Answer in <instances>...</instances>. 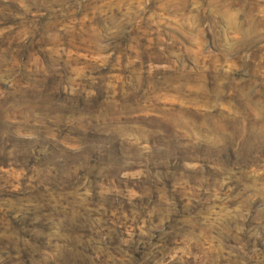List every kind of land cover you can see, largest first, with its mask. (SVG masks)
Segmentation results:
<instances>
[{"label": "rangeland", "instance_id": "rangeland-1", "mask_svg": "<svg viewBox=\"0 0 264 264\" xmlns=\"http://www.w3.org/2000/svg\"><path fill=\"white\" fill-rule=\"evenodd\" d=\"M0 264H264V0H0Z\"/></svg>", "mask_w": 264, "mask_h": 264}]
</instances>
